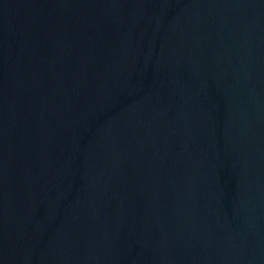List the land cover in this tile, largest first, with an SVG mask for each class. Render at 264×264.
Returning <instances> with one entry per match:
<instances>
[{
  "label": "water",
  "instance_id": "1",
  "mask_svg": "<svg viewBox=\"0 0 264 264\" xmlns=\"http://www.w3.org/2000/svg\"><path fill=\"white\" fill-rule=\"evenodd\" d=\"M0 264H264V0H0Z\"/></svg>",
  "mask_w": 264,
  "mask_h": 264
}]
</instances>
